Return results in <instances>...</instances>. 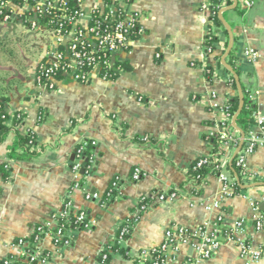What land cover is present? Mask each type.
<instances>
[{"label":"crops","instance_id":"0c3cea01","mask_svg":"<svg viewBox=\"0 0 264 264\" xmlns=\"http://www.w3.org/2000/svg\"><path fill=\"white\" fill-rule=\"evenodd\" d=\"M236 1L234 9L223 13L233 32L231 52L255 105L254 115L264 117V0H253V5L251 0ZM96 3L83 1L82 25L89 22ZM127 6L138 14L143 28L131 51L116 55V62H127L131 69L114 80L95 76L86 84L67 76L50 91L39 89L35 81L39 62L55 47L50 33L44 27L31 31L18 21L0 22L6 26L0 29V100L11 116L23 114L19 131H35L38 152L29 161L9 159L15 131L0 144V164L8 163L12 170L8 181L0 175V264L10 255L20 256L23 249L13 246L14 241L30 237L69 197L74 209L86 211L94 224L79 230L65 249L56 248L46 236L42 248L52 255L49 264H99L101 251L115 244L125 253L112 250L108 264H144L142 251L159 245L167 229L217 219L219 211L207 207L223 195L217 175H207L202 187L206 195L200 197L191 192L187 173L194 161L212 155L207 137L221 133V107L239 95L230 84L232 74L221 63L229 33L225 26L227 33L213 28L210 0H131ZM228 6L222 2L221 10ZM11 8L22 13L28 6ZM19 26L24 31L19 32ZM39 34L48 37L40 46ZM209 35H216L218 42L207 54ZM249 49L257 52L253 60L246 53ZM209 67L212 78L207 76ZM85 140L95 142L88 189L104 195L111 181L121 178L117 195L104 205L86 200L81 191L69 194L71 163ZM230 150L221 161L243 191L222 197V210L227 224L244 223L251 249L256 250L264 247V228L255 227L264 218V145L247 157L246 170L257 175L251 180L241 174L243 183L230 167L237 149ZM135 168L142 173L138 181L132 177ZM171 192L179 194L175 200L155 201L157 195ZM143 198L151 201L149 208L138 215L128 238L117 243L121 226L139 213ZM175 257L166 264H264V257L245 260L234 242L224 243L201 262L195 261L188 245H181Z\"/></svg>","mask_w":264,"mask_h":264},{"label":"built area","instance_id":"2783aa9c","mask_svg":"<svg viewBox=\"0 0 264 264\" xmlns=\"http://www.w3.org/2000/svg\"><path fill=\"white\" fill-rule=\"evenodd\" d=\"M35 5L32 10L39 15L52 14L53 10H64V0H33ZM75 10L70 15H64L66 23L70 26L64 28L65 23L57 24V27L38 25L35 21H30L28 28L31 31L40 30L44 27L53 40L55 47L47 56L39 62L36 71V84L42 90H55L57 83L61 79L69 76L73 81L86 84L90 83L95 76L106 77V70L110 69L116 63V55L120 52H130L134 41L143 33V28L139 24L138 14L128 9L131 0H97L90 12L89 22L86 25L80 23L83 15L82 4L84 0H73ZM251 0L249 5H253ZM10 0H0V11L4 8L12 9ZM24 6H28L25 4ZM1 13V12H0ZM18 13L13 11L3 17V23L12 22ZM51 23H53L51 21ZM54 25V24H53ZM138 35V37H137ZM209 37H211L209 35ZM207 54L213 52L211 45H205ZM250 59H255L257 52L253 49L246 51ZM161 57L160 53H157ZM105 70L102 75L101 71ZM221 111L224 114L222 121L221 137L224 139H236L231 149H238L242 142V147L237 153L236 166L241 169V173L248 179H253L257 174L249 173L246 170V159L259 146L264 145V117L255 116L254 123L251 125L254 129L249 130L245 136L232 137L227 132L228 126H232L233 118L227 111V104L222 105ZM146 140V139H145ZM95 145L94 141H82L76 151L75 159L71 163V172L73 174V183L69 194L74 191H81L88 201H98L106 204L112 201L121 188V178L115 177L104 195L91 191L87 187V181L93 174L95 167V155L91 153L90 148ZM224 156L231 152L229 144L225 143ZM212 156V155H211ZM205 157V158H210ZM223 157V156H222ZM207 161H198L197 166L205 164ZM220 172L217 175L222 183V197L229 192L234 191L233 185L237 181L230 175L227 165H223L221 158L218 161ZM210 163V162H208ZM133 180L138 181L142 177L139 168L133 172ZM207 175L202 178V183L195 184L197 188H202ZM192 182V181H191ZM193 187L190 183V188ZM191 190V189H190ZM179 194L171 192L159 194L155 197L158 202H170L177 198ZM222 197L215 199L207 205L209 209L219 211L217 219L213 223H207L193 228L176 227L169 228L164 232L163 240L155 247L160 248V253L156 255L152 264H166L168 261H176V255L181 245H188L193 251L196 262H201L212 257L217 250L226 242L237 243L241 249V257L245 260L251 259L258 261L264 257V247L252 250L245 234L244 223L237 221L229 225L225 221L224 211L222 210ZM151 201L146 198L141 199L139 213L133 216V220H127L121 226L117 243L126 240L131 233L134 223L138 220L139 214L149 208ZM73 215L75 224H81L83 229L91 228L94 221L89 218L86 211L75 210L70 197L63 204V208L52 215L51 219L38 224L30 237H20L16 239L13 246L22 248L20 256L10 255L3 259L1 264H49L51 254L42 248L43 239L50 236L53 244L58 249H65L72 245L76 233L79 231L69 224V216ZM58 218L64 219L61 223ZM257 230L264 228V218L256 221ZM154 248V247H151ZM150 248L142 251L143 258L150 257ZM112 250L105 248L101 251L98 263L106 264L109 260ZM178 264H185L179 262Z\"/></svg>","mask_w":264,"mask_h":264},{"label":"trees","instance_id":"16d2710c","mask_svg":"<svg viewBox=\"0 0 264 264\" xmlns=\"http://www.w3.org/2000/svg\"><path fill=\"white\" fill-rule=\"evenodd\" d=\"M12 4L16 7L22 8L25 4L28 5V9L25 10L22 13H18L16 18L13 21H18L29 26L30 21H35L38 25H48L49 27H57V24L65 23L64 28L68 29L70 26L66 23L65 19L62 17L64 15H70L75 10V3L73 0H64V10L57 11L53 10L52 14H46V15H39V13H36L32 10V7L35 5V1L33 0H10ZM226 2L227 5H232V0H210V15L209 19L210 22L213 25V28L223 30L225 33H227L224 24L219 18V12L221 10V3ZM0 21L2 22L4 15L10 14L12 12V9H2L0 11ZM51 21L53 23H51ZM54 24V25H53ZM138 37V35H137ZM207 45H211L212 49H215V44L218 42V37L216 35H213L211 37L207 38ZM227 63L239 74V68L236 64V61L234 59L233 52H231L227 57ZM220 64V63H219ZM131 67L127 62H116L110 69L106 70V73L108 75L106 77H103L105 80H114L118 77L121 71H128ZM208 78H212V68H208ZM105 73V70L101 71V74L103 75ZM230 84L234 90H237V85L233 77L230 79ZM242 87V94H243V106L241 111L236 116V128L233 126H228L227 132L232 137H234L233 133L239 134V135H247L251 125L254 123V110L255 105L251 101L249 97V91L246 90V88L241 84ZM240 105V97L238 94H236L228 103H227V111L230 114V116L233 118L239 109ZM24 120V116L21 113H15L12 116L8 114L3 105L2 101L0 100V144L5 140L7 134L11 131H15L17 135L16 143L9 149L8 152V158L9 159H17V160H32L37 156V150H36V133L34 130H26L24 132L19 131V127L22 126ZM41 117L38 121V123L41 122ZM208 141L213 144L212 148V156L210 158H199L196 161H194L187 173V180L192 183L193 187H191V192L197 196L204 197L205 190L202 188H197L195 184L202 183V178L209 174H215L218 175L220 170L218 168L220 158L224 154L223 147L225 143L229 144V148L232 147V145L235 143L236 139L230 140V139H224L221 137V134L214 133L207 137ZM205 160L207 161L205 164H202L201 166H197L198 161ZM210 162V163H208ZM231 169L235 177L242 182L241 179V169L236 166V159H233L231 163ZM229 168V166H228ZM0 175L2 176L4 181H8L11 178L12 170L9 167L8 163L0 164ZM192 181V182H191ZM234 192L233 194H240L243 189L241 188L239 182L234 183L233 185ZM54 215V214H53ZM74 216H69V224L70 226H73L77 230H82L81 224H75L74 223ZM58 221L61 223L64 221V219L58 218ZM128 238V236L126 237ZM111 250L118 251L120 253H125V249L121 248L118 244H115L114 246L108 247ZM151 256L146 257L143 259L144 264H152L155 261L156 255L160 253L159 247L150 248L149 250ZM110 260V257H109ZM108 261H106V264H108Z\"/></svg>","mask_w":264,"mask_h":264},{"label":"water","instance_id":"95a60500","mask_svg":"<svg viewBox=\"0 0 264 264\" xmlns=\"http://www.w3.org/2000/svg\"><path fill=\"white\" fill-rule=\"evenodd\" d=\"M234 1V4L231 5V6H228L226 8H223L219 14V18L220 20L222 21V23L224 24V26L226 27L228 33H229V44H228V47L226 49V52L223 56V58L221 59V63L222 65L228 70L230 71V73L232 74L235 82H236V85H237V89H238V92H239V96H240V105H239V109H238V112L237 114L233 117V120H232V124H233V127L236 128V116L238 115V113L241 111L242 109V106H243V101H244V98H243V94H242V87H241V81H240V78H239V75L238 73L226 62V57L230 54L232 48H233V45H234V37H233V32L231 30V27L227 24V22L225 21L224 17H223V13L228 11V10H232L234 9L236 6H237V1L236 0H233ZM242 137L244 136L243 134L241 135ZM242 147V142L240 143V146L238 147L237 151L235 152L234 156H233V159L236 157L237 153L239 152V150L241 149ZM259 185L258 184H253V185H248V186H243L244 189L246 188H249V187H254V186H257Z\"/></svg>","mask_w":264,"mask_h":264},{"label":"rangeland","instance_id":"374dc122","mask_svg":"<svg viewBox=\"0 0 264 264\" xmlns=\"http://www.w3.org/2000/svg\"><path fill=\"white\" fill-rule=\"evenodd\" d=\"M0 22H1V21H0ZM3 27L6 28L5 25H3V24L0 25V29L3 28ZM22 29H23L22 26H21V27H20V26L18 27V31H19V32H20V31H24V30H22ZM42 39H44V41H43ZM45 41H46V42L48 41V37H46V36H44V35H42V34H39V35H38L39 46H40L41 44H44Z\"/></svg>","mask_w":264,"mask_h":264}]
</instances>
